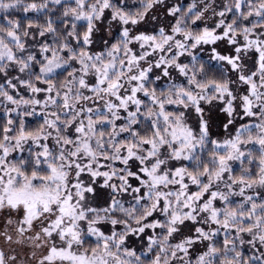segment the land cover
Instances as JSON below:
<instances>
[{
    "label": "snow or ice",
    "instance_id": "snow-or-ice-1",
    "mask_svg": "<svg viewBox=\"0 0 264 264\" xmlns=\"http://www.w3.org/2000/svg\"><path fill=\"white\" fill-rule=\"evenodd\" d=\"M0 264H264V0H0Z\"/></svg>",
    "mask_w": 264,
    "mask_h": 264
}]
</instances>
